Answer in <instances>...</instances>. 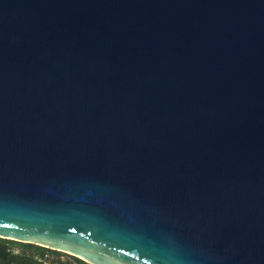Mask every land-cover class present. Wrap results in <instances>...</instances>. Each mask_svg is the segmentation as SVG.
<instances>
[{"label": "water", "instance_id": "water-1", "mask_svg": "<svg viewBox=\"0 0 264 264\" xmlns=\"http://www.w3.org/2000/svg\"><path fill=\"white\" fill-rule=\"evenodd\" d=\"M0 237L264 264V0H0Z\"/></svg>", "mask_w": 264, "mask_h": 264}, {"label": "flooded vegetation", "instance_id": "flooded-vegetation-1", "mask_svg": "<svg viewBox=\"0 0 264 264\" xmlns=\"http://www.w3.org/2000/svg\"><path fill=\"white\" fill-rule=\"evenodd\" d=\"M13 247V251L18 254L19 264H91L67 251L40 244L32 243Z\"/></svg>", "mask_w": 264, "mask_h": 264}, {"label": "trees", "instance_id": "trees-1", "mask_svg": "<svg viewBox=\"0 0 264 264\" xmlns=\"http://www.w3.org/2000/svg\"><path fill=\"white\" fill-rule=\"evenodd\" d=\"M26 244L32 243L0 237V264H19L18 254L13 251V246Z\"/></svg>", "mask_w": 264, "mask_h": 264}]
</instances>
